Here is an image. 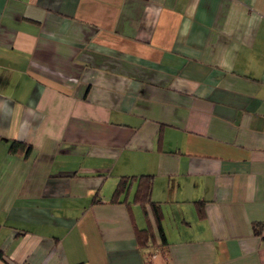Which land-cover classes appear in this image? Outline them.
I'll list each match as a JSON object with an SVG mask.
<instances>
[{
	"label": "crops",
	"instance_id": "crops-1",
	"mask_svg": "<svg viewBox=\"0 0 264 264\" xmlns=\"http://www.w3.org/2000/svg\"><path fill=\"white\" fill-rule=\"evenodd\" d=\"M140 175L151 264H264V0H0V264H143Z\"/></svg>",
	"mask_w": 264,
	"mask_h": 264
},
{
	"label": "trees",
	"instance_id": "trees-1",
	"mask_svg": "<svg viewBox=\"0 0 264 264\" xmlns=\"http://www.w3.org/2000/svg\"><path fill=\"white\" fill-rule=\"evenodd\" d=\"M9 151L15 155L16 154L28 155L31 151V146L14 140L10 143ZM134 182H137V185L133 195V203L138 204L141 207L145 218H147L146 208L150 209L156 223V230H157L156 234L159 235V238L161 239L162 242L161 245L158 246L155 245L154 229L149 223L148 219L145 228L135 230V234H134L135 242L138 245V247L140 249H146L151 247L152 249L150 252L146 254L145 260L143 262V264H151V260L154 254L158 252L160 255H162L161 253L163 251L162 250L163 247L166 248L168 245L161 227L162 213H161L160 205L159 203L151 199L153 177L151 175H140L138 177L136 176L121 177L117 182L116 187L108 203L111 204L125 203L126 195ZM197 206L199 208V213L202 215L203 214L202 202H197ZM263 228H264V222H253L251 224L252 232L256 236L262 237Z\"/></svg>",
	"mask_w": 264,
	"mask_h": 264
}]
</instances>
